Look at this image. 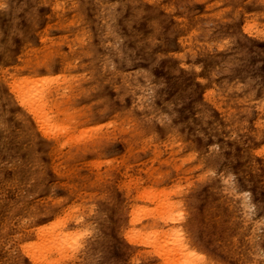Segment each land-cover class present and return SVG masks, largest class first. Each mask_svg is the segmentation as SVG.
<instances>
[{
  "label": "rangeland",
  "instance_id": "rangeland-1",
  "mask_svg": "<svg viewBox=\"0 0 264 264\" xmlns=\"http://www.w3.org/2000/svg\"><path fill=\"white\" fill-rule=\"evenodd\" d=\"M26 76L55 89L45 129ZM77 216L51 264H185L126 237L173 225L192 264H264V0H0V264Z\"/></svg>",
  "mask_w": 264,
  "mask_h": 264
},
{
  "label": "bare ground",
  "instance_id": "bare-ground-1",
  "mask_svg": "<svg viewBox=\"0 0 264 264\" xmlns=\"http://www.w3.org/2000/svg\"><path fill=\"white\" fill-rule=\"evenodd\" d=\"M23 82L24 87H21V84L17 83V81L8 86L13 94L11 101L17 103V106L25 114L33 116L35 122L42 129H45L44 126L48 125L52 119L49 113L53 103L51 98L55 93V89L50 88L52 86L41 84L38 77L36 80L33 76H26L23 77ZM172 210L173 208L170 206L166 212L161 211L157 213V217L150 216L147 218V221L150 220L151 223L149 224L156 223L158 219L163 222L170 221L173 218L171 214ZM81 220L83 219L80 216L75 217L72 221L70 219L67 220L70 223L68 227L62 224L61 220L36 225L31 232V237H33L30 240L31 242L28 244L23 242L21 244L22 253L27 255L35 264H51L56 260L55 257L64 254L66 250L81 248L87 236V232L84 229L86 227H81L84 224ZM134 220L135 218H132L131 222H134ZM73 223L75 228H69ZM126 237L132 244H135L136 240L146 239L139 242L141 244L144 242L153 249L150 252H154L159 257H164L167 261H179L182 258L185 264L187 262L192 264L196 255L195 250L188 245L183 238V234L174 225L163 236L158 235L157 231L146 234L142 231L130 229ZM195 260V264H210L209 261H206L202 257Z\"/></svg>",
  "mask_w": 264,
  "mask_h": 264
}]
</instances>
